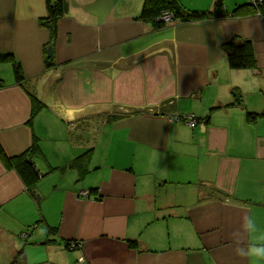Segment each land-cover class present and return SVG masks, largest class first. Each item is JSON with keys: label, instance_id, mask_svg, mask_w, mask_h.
Wrapping results in <instances>:
<instances>
[{"label": "crops", "instance_id": "0c3cea01", "mask_svg": "<svg viewBox=\"0 0 264 264\" xmlns=\"http://www.w3.org/2000/svg\"><path fill=\"white\" fill-rule=\"evenodd\" d=\"M66 2L52 36L45 0H0V54L23 74L0 62V144L35 136L41 173L32 198L0 160V264H264L232 238L245 213V243L264 237V13L156 29L143 0ZM233 35L256 69L228 67Z\"/></svg>", "mask_w": 264, "mask_h": 264}, {"label": "trees", "instance_id": "16d2710c", "mask_svg": "<svg viewBox=\"0 0 264 264\" xmlns=\"http://www.w3.org/2000/svg\"><path fill=\"white\" fill-rule=\"evenodd\" d=\"M45 0V15L40 19L43 26L47 27L52 36L56 34L57 19L67 12L66 0ZM172 14V21L179 23H189L202 21L209 18L223 17L231 15L233 17L244 16L253 13H264V0H242L234 5L233 9L228 12L224 6L223 0H214L212 9L198 10L184 7L179 0H143L140 10V18L149 20L153 23L154 28H164L167 22L160 20L163 12ZM226 49L227 65L231 69H256L257 61L252 42L249 39L233 35L223 44ZM9 61L13 77L16 83L23 81L21 66L16 62L11 54H0V62ZM51 62H46V67H50ZM43 108V103L34 95L31 96L30 114L28 123ZM117 116V115H116ZM195 117V116H194ZM39 152L37 138L34 136L31 145L22 153L9 156L0 144V160L7 168L14 169L25 185L27 193L32 198L37 195L34 191L36 180L41 176L36 167L33 155ZM77 159L71 160L64 167H74ZM63 168V167H62ZM26 235L22 236L23 238ZM68 245H70L68 243ZM67 245V246H68ZM9 264H23L22 250H19L11 259Z\"/></svg>", "mask_w": 264, "mask_h": 264}, {"label": "clouds", "instance_id": "9594fccd", "mask_svg": "<svg viewBox=\"0 0 264 264\" xmlns=\"http://www.w3.org/2000/svg\"><path fill=\"white\" fill-rule=\"evenodd\" d=\"M257 230L258 225L255 219L249 214H242L238 229L232 233L233 251L238 258L242 260L255 258L257 261H264V237L256 238L254 243H245L244 241L246 234L250 235Z\"/></svg>", "mask_w": 264, "mask_h": 264}, {"label": "rangeland", "instance_id": "374dc122", "mask_svg": "<svg viewBox=\"0 0 264 264\" xmlns=\"http://www.w3.org/2000/svg\"><path fill=\"white\" fill-rule=\"evenodd\" d=\"M185 6H187L186 8H190L191 10L193 9H198V10H209L213 0H180ZM229 0H224L225 5H229L230 8L233 6L234 2L237 0H230V3H228ZM163 21V20H162ZM206 21L202 20V21H197V22H201L202 25H204L202 22ZM167 23L172 22V18L171 20H167L165 21ZM180 25V24H179ZM208 27V26H206ZM202 28V26H201ZM259 43V42H258ZM260 44V43H259ZM253 47V46H252ZM254 50V47H253ZM262 57H264V55H262ZM264 61V60H263Z\"/></svg>", "mask_w": 264, "mask_h": 264}, {"label": "built area", "instance_id": "2783aa9c", "mask_svg": "<svg viewBox=\"0 0 264 264\" xmlns=\"http://www.w3.org/2000/svg\"><path fill=\"white\" fill-rule=\"evenodd\" d=\"M159 18H160V20H163V21L171 20L172 14L166 11V12H163ZM183 119L188 123V125L190 127H194L196 125L197 121H196V118L194 117L193 114L185 115L183 117ZM82 194L85 195V192L82 191ZM22 235L24 236V234H22ZM70 246L75 247L76 244L71 243ZM79 260L83 261V258L81 257V258H79Z\"/></svg>", "mask_w": 264, "mask_h": 264}, {"label": "water", "instance_id": "95a60500", "mask_svg": "<svg viewBox=\"0 0 264 264\" xmlns=\"http://www.w3.org/2000/svg\"><path fill=\"white\" fill-rule=\"evenodd\" d=\"M55 3V0L52 1V5ZM53 54H52V47L48 46L45 56V61L50 62L52 60Z\"/></svg>", "mask_w": 264, "mask_h": 264}]
</instances>
